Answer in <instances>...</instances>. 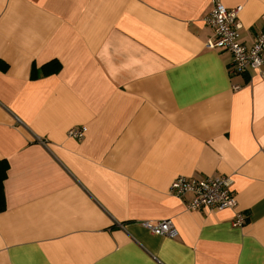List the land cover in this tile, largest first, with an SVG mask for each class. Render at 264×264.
<instances>
[{
	"label": "crops",
	"instance_id": "1",
	"mask_svg": "<svg viewBox=\"0 0 264 264\" xmlns=\"http://www.w3.org/2000/svg\"><path fill=\"white\" fill-rule=\"evenodd\" d=\"M214 1L264 30V0H0V264H264V75L207 46ZM219 175L233 209L169 191Z\"/></svg>",
	"mask_w": 264,
	"mask_h": 264
},
{
	"label": "built area",
	"instance_id": "2",
	"mask_svg": "<svg viewBox=\"0 0 264 264\" xmlns=\"http://www.w3.org/2000/svg\"><path fill=\"white\" fill-rule=\"evenodd\" d=\"M241 8V6L227 8L220 1L213 2L210 13L204 17L205 23L212 30L207 46L231 55V72L248 73L253 70L264 75V30L253 36L250 45L241 42V23L238 19ZM234 88H239V85H234ZM86 130L87 127L84 125L72 126L67 130V135L81 139ZM169 191L181 198L186 210L189 211L233 209L236 206V199L231 190V179L222 175L202 178L177 176L171 181ZM243 221L244 216L236 213L233 225H241ZM141 224L156 235L169 238L177 235V229L170 219L144 221Z\"/></svg>",
	"mask_w": 264,
	"mask_h": 264
},
{
	"label": "trees",
	"instance_id": "3",
	"mask_svg": "<svg viewBox=\"0 0 264 264\" xmlns=\"http://www.w3.org/2000/svg\"><path fill=\"white\" fill-rule=\"evenodd\" d=\"M52 68H45L44 73L48 74L51 71H55L59 68L58 62L52 61ZM7 176V162L5 160H0V211L5 207V197H4V186L3 182Z\"/></svg>",
	"mask_w": 264,
	"mask_h": 264
}]
</instances>
